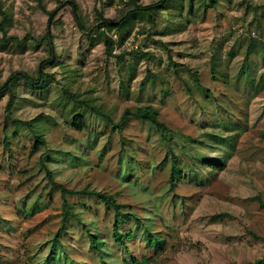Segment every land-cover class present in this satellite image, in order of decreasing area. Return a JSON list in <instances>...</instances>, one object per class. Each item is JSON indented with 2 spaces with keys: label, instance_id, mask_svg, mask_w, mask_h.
<instances>
[{
  "label": "rangeland",
  "instance_id": "rangeland-1",
  "mask_svg": "<svg viewBox=\"0 0 264 264\" xmlns=\"http://www.w3.org/2000/svg\"><path fill=\"white\" fill-rule=\"evenodd\" d=\"M63 1L0 0L6 15L0 84L17 71L36 77L49 55L47 31L56 57L44 69L53 76L49 81L33 87L18 79L10 111L9 94L0 95V264H126L143 256V264H244L260 258L264 207L253 198L264 201V0H182V9L173 1L155 14L153 26L140 15L130 19L129 35L113 56H106L99 30L83 33L69 5L48 25V12ZM73 1L81 24L92 28L97 11L111 18L129 2ZM101 30L117 40L114 29ZM10 35L25 41L2 45ZM249 45L255 50L246 59ZM147 106L157 109L171 140L133 117L118 127L126 109ZM78 114L85 119L80 130L72 125ZM36 136L45 144L34 148ZM172 154L184 173L171 190ZM205 157L223 166L208 165ZM46 168L66 188L113 195L120 211L95 196L63 195ZM115 222L127 236L125 247L113 238ZM83 224L100 238L96 253ZM145 236L152 244L163 240V248L149 247Z\"/></svg>",
  "mask_w": 264,
  "mask_h": 264
},
{
  "label": "trees",
  "instance_id": "trees-1",
  "mask_svg": "<svg viewBox=\"0 0 264 264\" xmlns=\"http://www.w3.org/2000/svg\"><path fill=\"white\" fill-rule=\"evenodd\" d=\"M173 1H176L178 6L180 7V9H182V4H181L182 0H159L156 3H151V4H146V5L138 3L137 0H129L126 7L120 11V15H116L114 17L108 18V17L103 15L101 10H99V11H97V17H96L97 26L95 28H92V27H84V25L81 24L80 19H79V12H78L79 9H78V5L76 4V2L73 0H65L62 3H60L59 5H57L55 8H53L50 12H48V25L54 23V21H55L54 19H55L56 15L58 14L61 7L65 6V5H69L72 9V13L74 15V18H75L76 22L78 23V25L80 26L83 33L87 34L88 36H93L96 34L95 31L99 30L97 32V34H99L103 38L102 41L104 44V49H105L104 51H105L106 56H113L112 50L115 47V45L116 44H118V45L122 44L124 42V40L129 35V30L126 28V26H127V23L130 19H132L133 17H135L137 15H140V16L146 18V20L149 23H151V25L153 26L155 14L158 11L165 10L167 8V5ZM217 1L218 0H209L211 5H214L215 2H217ZM188 2L191 5L193 0H188ZM0 15H1L0 29H2V27L6 23V15H5V12L1 8V4H0ZM104 25H107L108 27H110L111 29H114L116 31V33L118 35L117 40H114L111 36L107 35L106 32H103V30H101ZM47 32L48 33L44 37V40H45L46 45L48 46L49 55H48V57H46L45 59H43L39 62L38 67H37L36 77H32V79H31L28 77V75L26 73H22L20 71H17V72H14L12 75H10L4 81V83L0 84V95H2L3 93L9 94V97H8V100H7L6 106H5V110L7 112L10 111V109L13 106L15 95H16L15 90H14V86H15L16 82L18 81V79L24 78V79H26V81L28 83H30V85H32L33 87H36L39 84H41L43 81H47V80L49 81L51 77L53 78V76H51V74L44 72V69L47 66H52L56 63V57H55V54L53 52L52 35L50 34L49 31H47ZM1 41H2V45L6 46L10 41H15L18 44L24 43L25 38L18 39L16 36L10 35L7 38L3 37L1 39ZM254 50H255L254 46L249 45V47L246 51V54H245L246 59L251 56V54L254 52ZM115 57L117 58L118 62H122L123 58H124L123 55H116ZM262 62L264 64V54H263ZM193 75L196 76V73H193ZM144 82L145 81H142L141 86L144 84ZM123 89H124V95L127 96L128 86L127 85L123 86ZM100 115L102 117H106L104 113H100ZM158 116H159V114H158L157 109L150 107V106H147L144 108L137 107L134 111H129L128 109H126L124 111V113L122 114V116H121V118L117 124H118V127H120L124 123V121L129 117L140 119L142 121H147L158 132L161 133L162 139L171 140L172 138L168 139L169 136H167L169 129L167 128V126L163 122H161L158 119ZM84 121H85L84 117L78 114V115H75L73 117L72 125L74 126L75 129L80 130L83 127H85ZM13 122L14 123H22V124H25L27 126L29 125L28 121H23V120H18V119L17 120L13 119ZM43 144H45V140L43 139V137L36 136L35 142L33 145L34 148L38 147V145H43ZM177 158H178L177 155L172 154L171 168H170V173H169V177H168V185H169V189H171V190L173 189V187L176 186V183L179 181L180 178H182L183 173H184L182 166L179 165V163L177 162ZM205 158H206L205 161H206V163H208V165L223 166L222 163H220V164L215 163V161L217 160L216 158H208V157H205ZM46 175L48 177V181L52 184V187L59 188L61 190L62 194L65 196H78V195H85V196H89V197L95 196L100 201H102L105 206H112L115 209L116 214L120 211V208H119L120 205L117 203V201L113 195H107L103 192L96 191V190H88V189L74 190V189L66 188L64 185L57 183L53 179V175H52L51 171L48 170L47 168H46ZM201 181H203L202 178H201ZM253 199H256L259 202V204L262 207H264V201H262L259 198V196H254ZM63 221L65 223V218ZM83 225L85 227L84 230H86V232H87L86 234L88 236L90 250H92V251H94V253H96L99 250L98 246L100 243V238L98 236L92 234V233H89L85 224H83ZM63 227H64V225H63ZM63 227H60L57 230V232L55 233V235L53 237V246H55L58 243L60 232L64 230ZM112 234H113L114 240L116 242L124 243V247H125V240L127 239V236H125L124 234L119 232L118 227H117V222H115V224H114V231ZM123 240H124V242H123ZM154 240L155 241L152 244L151 240L147 239V237H146L147 245L149 247L154 248L155 250L162 249L164 246V244H163L164 241L159 240L158 238H154ZM50 250H51L50 254L47 255L49 258L53 254L52 249H50ZM99 259L101 260V262H104V259L102 257H99ZM146 260H147V258L145 256L142 257V260H139L135 257H131V261H126V264H143ZM244 264H264V253L262 254V256L260 258L255 259L254 261L246 262Z\"/></svg>",
  "mask_w": 264,
  "mask_h": 264
}]
</instances>
